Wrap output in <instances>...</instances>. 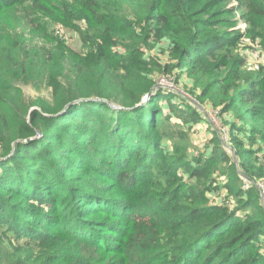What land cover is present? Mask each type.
<instances>
[{"label": "trees", "instance_id": "trees-1", "mask_svg": "<svg viewBox=\"0 0 264 264\" xmlns=\"http://www.w3.org/2000/svg\"><path fill=\"white\" fill-rule=\"evenodd\" d=\"M231 1L0 0V264H264V64L239 53L264 0Z\"/></svg>", "mask_w": 264, "mask_h": 264}, {"label": "rangeland", "instance_id": "rangeland-1", "mask_svg": "<svg viewBox=\"0 0 264 264\" xmlns=\"http://www.w3.org/2000/svg\"><path fill=\"white\" fill-rule=\"evenodd\" d=\"M229 3H230V5H233V4L237 3V2L235 0H232ZM235 15H236V18L239 20L236 27L239 28L242 31L245 30L246 22H245L244 19H241V12L237 11ZM13 19L17 20V21L14 22L15 25H16V27H15L16 30L15 31H11V33L14 36H16V37L19 36L21 38L24 36V37L29 38V37H31L33 35L32 33L35 32L33 30V27L32 26H28L27 22L24 20L23 17H15ZM5 21L6 20L1 21V25L3 27L5 26ZM53 29H55L54 34L57 37H60L63 41L65 40V37H68V40L64 41L66 44H68V45H70L72 47H76L77 49L80 48V46H79V36H77L76 34L73 35L68 29H66L61 24L54 25ZM58 32H60V33H58ZM239 53H240L241 56L246 57L248 70H250V71H259V70L262 69V66H260L258 68H254L252 66V56H251L250 50L248 48H246L245 45H241L240 44ZM22 87L26 91L27 95H29V96H34L35 97L36 95H39L41 97L47 98L50 95L49 94V90L50 89H46V88L43 87L40 90H38L37 88L33 87L31 82L29 84H23ZM189 87H191V85H190V83L188 81V78H184V80H182L178 85L175 84V83L173 84V89L174 88L178 89L181 92H183L184 94H186L189 98L194 99L192 97V95L190 94V92H189ZM112 106L113 107H117L114 104H112ZM200 107L204 111V113L208 114V116L210 118H212V117L210 116L209 113L217 108L214 104L212 105L211 102H207L206 104H204L202 106L200 105ZM215 120H216V123H214L215 127H217L218 129L221 130L222 129V123H223L222 116H220V115L216 116ZM205 125L203 126L201 131H198L200 134L199 133H195L194 134L195 141L197 142V143H193L195 147L200 145L201 142L205 141L204 140L205 138H210V136H208V135H211V133L209 132L208 129L205 128L207 126V125L206 126ZM199 128H201V126ZM262 182H264V181H262ZM260 186H261V184H260ZM261 189H264V187L261 188ZM263 191H262V193H263V196H264V192ZM110 233L114 234V231H111ZM105 261L106 262L104 264H112V260H110L108 258Z\"/></svg>", "mask_w": 264, "mask_h": 264}, {"label": "built area", "instance_id": "built-area-1", "mask_svg": "<svg viewBox=\"0 0 264 264\" xmlns=\"http://www.w3.org/2000/svg\"><path fill=\"white\" fill-rule=\"evenodd\" d=\"M245 28H246V25H245ZM241 45H245L246 48H248L250 50V53H251V56H252V66L254 68H258V67H260V66H262L264 64V51L262 50L260 44L257 41L251 40L249 38V36H247V35H243L242 38H241ZM158 83H159L160 86L173 89V83H172V81L169 78L165 77V76L159 77ZM219 110H220L219 108H216V109H214L213 111H211L209 113L210 116L213 119L210 118L208 116V114H207V117H208L209 122L213 125V127L216 128L218 131H221L222 132V134H221L222 141L224 143H226V141L228 140V134H227L226 129L222 128L220 130L217 127H215V125H214V123H216L215 117L218 116V115H220L219 114ZM260 184H261V186H260ZM258 185H259L260 188H263L264 187V183H262V182H259Z\"/></svg>", "mask_w": 264, "mask_h": 264}, {"label": "water", "instance_id": "water-1", "mask_svg": "<svg viewBox=\"0 0 264 264\" xmlns=\"http://www.w3.org/2000/svg\"><path fill=\"white\" fill-rule=\"evenodd\" d=\"M152 93H149L148 95H146L144 98H143V100L142 101H146V100H148V98H149V96L151 95ZM112 105V104H111ZM115 105V104H114Z\"/></svg>", "mask_w": 264, "mask_h": 264}]
</instances>
